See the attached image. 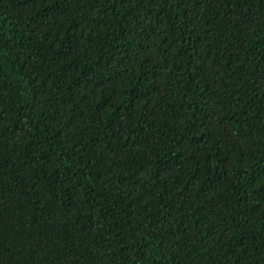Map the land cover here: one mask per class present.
Instances as JSON below:
<instances>
[{
  "label": "trees",
  "instance_id": "obj_1",
  "mask_svg": "<svg viewBox=\"0 0 264 264\" xmlns=\"http://www.w3.org/2000/svg\"><path fill=\"white\" fill-rule=\"evenodd\" d=\"M0 264H264V0H0Z\"/></svg>",
  "mask_w": 264,
  "mask_h": 264
}]
</instances>
